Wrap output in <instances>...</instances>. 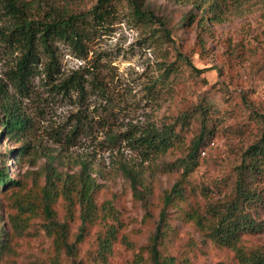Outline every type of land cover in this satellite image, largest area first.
I'll return each instance as SVG.
<instances>
[{"label": "rangeland", "instance_id": "374dc122", "mask_svg": "<svg viewBox=\"0 0 264 264\" xmlns=\"http://www.w3.org/2000/svg\"><path fill=\"white\" fill-rule=\"evenodd\" d=\"M149 2L157 16L169 18L170 25L177 24L191 10L190 6H175L167 0ZM94 3L83 0L80 5L89 9ZM127 12L125 8L119 19L89 44L86 60L77 58L67 46L59 45L63 72L67 74L85 66L95 70L106 90L105 96L91 91L81 104L78 95L64 97L50 91L42 74L32 80L30 97L19 101L30 120V133L16 143L6 139L0 128V161L7 166L11 180H19L23 185L15 198L13 191L0 187V228L9 229V216L16 213L15 199L20 194L41 202V188L50 169L72 174L80 170V162L86 161L103 186L99 202L112 201L125 225L110 264H138L141 254L147 258L143 249L158 224L165 193L184 172L180 160L187 153L186 146L188 149L200 132L203 110L209 117L212 135L199 155V167L187 179L185 201L177 199L171 208L169 221L177 229L178 237L174 238L172 231L167 243L177 264H237L233 252L219 248L204 233L182 223L176 213L181 203L184 210L200 214L209 204L224 201L233 191L235 168L243 151L263 128L264 0L226 1L223 21L211 23V29L203 35L204 47L196 23L190 29L177 31L175 44L168 46V61L173 62L180 51L205 72L194 77L184 71L172 91L164 90L155 99H150L145 86L156 74V63L163 59L145 45V33L132 25ZM4 22L0 15V27L5 26ZM17 58L18 53L1 46L0 86L12 95L15 91L8 73ZM78 115L87 119L73 134L79 123ZM184 115L192 116V121L185 126L180 148L167 156L142 162L126 134L129 136L135 127L149 121L175 122ZM23 145L29 148L17 160L15 153L9 152ZM122 164L142 169L138 189L148 194L145 200L135 196L131 183L119 169ZM57 212L62 218L65 213L62 202ZM34 220L22 236H12L11 251L0 259V264H33L37 260L39 264H55L49 252L51 240L42 230L44 217L40 214ZM77 226L75 223L74 232ZM93 240V236L89 238V242ZM245 243L264 250V230L247 237ZM90 246L87 242L83 253Z\"/></svg>", "mask_w": 264, "mask_h": 264}, {"label": "trees", "instance_id": "16d2710c", "mask_svg": "<svg viewBox=\"0 0 264 264\" xmlns=\"http://www.w3.org/2000/svg\"><path fill=\"white\" fill-rule=\"evenodd\" d=\"M82 1L0 0V15L5 21V26L0 27V50L4 46L18 53L8 73L15 94H9L0 86V128L6 139L20 143L30 133V120L19 101L30 97L32 80L36 76L44 74L45 84L55 94L64 97L78 95L81 104L86 102L91 91L106 95L95 70L85 66L67 74L63 72L59 45L67 46L77 58L86 60L89 44L111 27L127 8L129 21L145 33V45L153 48L163 59L156 63V74L145 86L150 99H155L164 90L172 91L184 71H189L190 76L194 77L205 72L195 67L191 58L180 51L173 62L168 61V46L175 44L177 31L190 29L196 23L204 47L203 35L211 29V23L223 21V6L228 0H167L175 6L191 7L175 25H170L168 17L157 16L149 0H90L95 3L89 9L80 5ZM191 117L184 115L175 122L149 121L135 127L129 136L126 134L128 143L140 153L142 162L167 156L180 148L185 126L191 125ZM78 119L73 134L85 124L87 118L78 115ZM208 119L202 110L200 132L188 149L186 146L187 153L180 160L184 172L171 190L165 193L158 224L149 244L143 249L147 258L144 253L141 254L140 260L136 261L138 264L141 261L146 264L178 263L177 258L169 252L167 243L172 231L174 238L178 237L177 229L170 224L169 215L177 199L185 201L187 179L200 165L199 155L205 141L212 135ZM28 148V145H23L9 153H15L18 160ZM80 166V170L72 174L50 169L41 188L40 203L25 193L20 194L18 200L15 199L18 207L16 213L9 216V229L5 226L0 228V259L3 260L10 253L12 236H22L30 222L42 214V230L51 240V262L110 264L115 244L125 225L112 201L99 202L103 186L90 164L82 161ZM119 169L131 183L135 196H142L145 200L148 194L138 189L142 184V169L127 164H122ZM0 187L13 191L14 198L23 190L19 180H11L7 166L1 161ZM60 202L65 210L62 218L57 212ZM178 209L176 214L182 223L190 224L204 233V237L219 248L233 252L237 264H264V250L258 246L248 247L245 243L247 237L264 230V125L259 136L243 151L241 162L235 168L233 191L224 201L209 204L207 210L200 214L184 210L182 203ZM75 223L78 226L74 232ZM92 236L94 240L89 242ZM87 242L91 246L83 253ZM39 263L37 260L33 264Z\"/></svg>", "mask_w": 264, "mask_h": 264}]
</instances>
